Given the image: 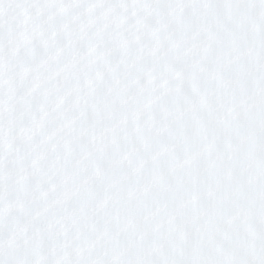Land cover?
Segmentation results:
<instances>
[{
    "label": "snow or ice",
    "instance_id": "snow-or-ice-1",
    "mask_svg": "<svg viewBox=\"0 0 264 264\" xmlns=\"http://www.w3.org/2000/svg\"><path fill=\"white\" fill-rule=\"evenodd\" d=\"M0 264H264V0H0Z\"/></svg>",
    "mask_w": 264,
    "mask_h": 264
}]
</instances>
